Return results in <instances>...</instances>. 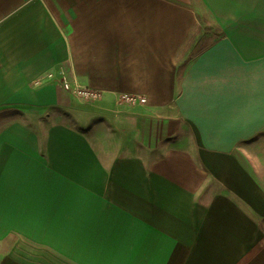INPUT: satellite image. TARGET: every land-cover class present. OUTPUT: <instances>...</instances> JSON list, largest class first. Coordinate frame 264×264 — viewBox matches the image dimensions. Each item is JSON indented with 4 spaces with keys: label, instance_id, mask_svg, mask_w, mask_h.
I'll list each match as a JSON object with an SVG mask.
<instances>
[{
    "label": "crops",
    "instance_id": "obj_1",
    "mask_svg": "<svg viewBox=\"0 0 264 264\" xmlns=\"http://www.w3.org/2000/svg\"><path fill=\"white\" fill-rule=\"evenodd\" d=\"M0 264H264V0H0Z\"/></svg>",
    "mask_w": 264,
    "mask_h": 264
},
{
    "label": "built area",
    "instance_id": "obj_2",
    "mask_svg": "<svg viewBox=\"0 0 264 264\" xmlns=\"http://www.w3.org/2000/svg\"><path fill=\"white\" fill-rule=\"evenodd\" d=\"M49 76H52V73H50ZM62 85L66 91L84 99L91 100L98 99L101 97V93L99 91L81 87L79 84L70 82L67 79H63ZM122 100L126 101L129 104L135 105L137 103H145L147 99L145 97L124 94L122 95Z\"/></svg>",
    "mask_w": 264,
    "mask_h": 264
},
{
    "label": "trees",
    "instance_id": "obj_3",
    "mask_svg": "<svg viewBox=\"0 0 264 264\" xmlns=\"http://www.w3.org/2000/svg\"><path fill=\"white\" fill-rule=\"evenodd\" d=\"M208 23L205 20H200V25L194 31V33L191 35L183 49L181 50V53L178 58V62H181L184 60L190 53L196 51L200 43L202 42L204 36H205V31L208 30Z\"/></svg>",
    "mask_w": 264,
    "mask_h": 264
},
{
    "label": "rangeland",
    "instance_id": "obj_4",
    "mask_svg": "<svg viewBox=\"0 0 264 264\" xmlns=\"http://www.w3.org/2000/svg\"><path fill=\"white\" fill-rule=\"evenodd\" d=\"M74 95V94H73ZM75 97L79 98L83 103H86V104H92V103H96L98 101H100L101 97L98 98V99H91V100H88V99H84V98H81V97H78L76 95H74Z\"/></svg>",
    "mask_w": 264,
    "mask_h": 264
}]
</instances>
